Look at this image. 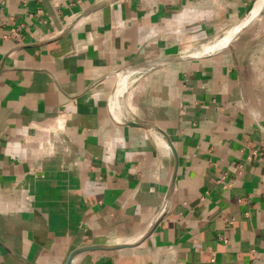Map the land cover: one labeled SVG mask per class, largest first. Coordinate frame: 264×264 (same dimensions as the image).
<instances>
[{
    "label": "crops",
    "instance_id": "obj_1",
    "mask_svg": "<svg viewBox=\"0 0 264 264\" xmlns=\"http://www.w3.org/2000/svg\"><path fill=\"white\" fill-rule=\"evenodd\" d=\"M263 6L0 0V264H264Z\"/></svg>",
    "mask_w": 264,
    "mask_h": 264
},
{
    "label": "bare ground",
    "instance_id": "obj_2",
    "mask_svg": "<svg viewBox=\"0 0 264 264\" xmlns=\"http://www.w3.org/2000/svg\"><path fill=\"white\" fill-rule=\"evenodd\" d=\"M261 8V7H260ZM259 8V9H260ZM255 13H257V12H255ZM257 15V14H256ZM246 21V20H245ZM245 21L242 23V27L243 26H245L246 24H244L245 23ZM247 23V22H246ZM232 32H231V30L228 32V33H226L224 36H222L221 38H218V39H216L215 41H211L212 43H210V44H208V45H206L205 47H204V49H203V52H210V51H213V50H215V49H218V48H221V47H224V46H226V45H228L229 44V42H230V40L233 38V36L235 35H232V36H230V34H231ZM201 47H199V49H200ZM192 52V51H191ZM200 54V53H199ZM125 77H127V76H125ZM127 84H128V78H127V80H122V82L119 84V87H118V91L116 92V94H115V96H114V99H113V101H112V109H113V111L117 114V111H118V109H119V99H122V98H120L124 93H125V91H126V89H127ZM120 111V110H119ZM118 116L120 115V112H119V114H117ZM122 115V114H121ZM123 116V115H122ZM117 117V116H116ZM121 117V116H120ZM119 117V118H120ZM118 118V117H117ZM118 118V119H119Z\"/></svg>",
    "mask_w": 264,
    "mask_h": 264
},
{
    "label": "water",
    "instance_id": "obj_3",
    "mask_svg": "<svg viewBox=\"0 0 264 264\" xmlns=\"http://www.w3.org/2000/svg\"><path fill=\"white\" fill-rule=\"evenodd\" d=\"M130 125H136V124H130ZM169 141V140H168ZM169 145L171 146L170 141L168 142ZM174 155H175V161H176V165H175V174H174V179L176 178V174H177V170H178V157L176 156L175 151L173 150ZM136 246V244H123V245H118V246H110V247H102V246H90V247H83L80 248L76 251H74L68 261V264H72L74 258L80 254L83 253H88V252H94V251H113V250H119V249H123V248H129V247H133Z\"/></svg>",
    "mask_w": 264,
    "mask_h": 264
},
{
    "label": "rangeland",
    "instance_id": "obj_4",
    "mask_svg": "<svg viewBox=\"0 0 264 264\" xmlns=\"http://www.w3.org/2000/svg\"><path fill=\"white\" fill-rule=\"evenodd\" d=\"M263 7H264V6H263ZM263 7H262V9H263ZM262 9H261V10H262ZM255 10H256V9L254 8V11L251 13L253 16H255L256 14H258V13L261 11V10H259L258 13H255ZM248 21H249V18H248L245 22H248ZM241 28H242L241 26H238L237 28L232 29V30H231L232 33L230 34V36H232V35L235 34V35L233 36V38H234V37L239 33V31L241 30ZM263 31H264V28H263V30H262L261 32H263ZM221 37H222V36H221ZM221 37H220V38H221ZM262 37H263V36H262ZM233 38H232V39H233ZM232 39H231V40H232ZM231 40H230V41H231ZM259 40H260L259 43H260L261 45H264V38L259 39ZM215 50H216V49H215ZM253 59H254V56H253ZM263 59H264V55H263ZM261 73H262V75H263V77H264V71H262ZM262 91H263V96H264V88H263Z\"/></svg>",
    "mask_w": 264,
    "mask_h": 264
},
{
    "label": "built area",
    "instance_id": "obj_5",
    "mask_svg": "<svg viewBox=\"0 0 264 264\" xmlns=\"http://www.w3.org/2000/svg\"><path fill=\"white\" fill-rule=\"evenodd\" d=\"M48 1L54 2L56 4V6L58 4V0H48ZM17 34H18V31L17 30H12V33H11L12 37H13V35H14V37L17 36ZM122 75H123V73H119L118 74L119 77H121Z\"/></svg>",
    "mask_w": 264,
    "mask_h": 264
}]
</instances>
